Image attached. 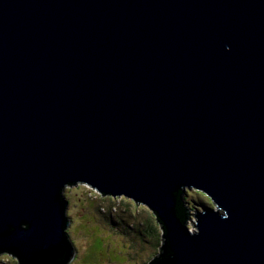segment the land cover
Listing matches in <instances>:
<instances>
[{"label":"water","instance_id":"obj_1","mask_svg":"<svg viewBox=\"0 0 264 264\" xmlns=\"http://www.w3.org/2000/svg\"><path fill=\"white\" fill-rule=\"evenodd\" d=\"M76 184L154 212L148 264H264V0H0V254L71 263Z\"/></svg>","mask_w":264,"mask_h":264},{"label":"rangeland","instance_id":"obj_2","mask_svg":"<svg viewBox=\"0 0 264 264\" xmlns=\"http://www.w3.org/2000/svg\"><path fill=\"white\" fill-rule=\"evenodd\" d=\"M196 192L187 189L184 193L193 220L203 211ZM64 195L70 219L67 232L76 249L69 264H148L160 256L163 230L147 206L124 196H102L83 184L66 187ZM206 205L216 208L212 200ZM193 220L187 225L196 231ZM0 264L18 263L16 256L5 252L0 254Z\"/></svg>","mask_w":264,"mask_h":264},{"label":"trees","instance_id":"obj_3","mask_svg":"<svg viewBox=\"0 0 264 264\" xmlns=\"http://www.w3.org/2000/svg\"><path fill=\"white\" fill-rule=\"evenodd\" d=\"M196 193H198V195H200V203H202V205H205V206H209V205H206V203H208V202H210V198L209 197H207V195H205L204 193H201V192H199V191H197ZM103 196V195H102ZM105 197H112V196H105ZM183 199H184V204H185V206L187 205V201H186V199H185V197H183ZM208 201V202H207ZM209 207H212V206H209ZM188 211H189V209H187ZM192 210V209H191ZM68 233V232H67ZM69 235V234H68ZM69 237V243L73 246V247H75V245H74V243L72 242V240H71V238H70V236H68ZM160 241H161V239H160ZM160 243V242H159ZM160 246V245H159ZM160 249H161V246H160ZM76 252V251H75ZM12 256H15L13 253H10ZM151 262H153V260L151 261ZM17 263H18V261H17ZM150 263V262H149Z\"/></svg>","mask_w":264,"mask_h":264},{"label":"clouds","instance_id":"obj_4","mask_svg":"<svg viewBox=\"0 0 264 264\" xmlns=\"http://www.w3.org/2000/svg\"><path fill=\"white\" fill-rule=\"evenodd\" d=\"M83 185H86V184H83ZM89 186V185H88ZM92 188V187H91ZM93 189V188H92ZM94 190H96V189H94ZM97 191V190H96ZM101 194V193H100ZM102 195V194H101ZM208 197V196H207ZM117 198V197H116ZM68 201V200H67Z\"/></svg>","mask_w":264,"mask_h":264},{"label":"bare ground","instance_id":"obj_5","mask_svg":"<svg viewBox=\"0 0 264 264\" xmlns=\"http://www.w3.org/2000/svg\"><path fill=\"white\" fill-rule=\"evenodd\" d=\"M98 191V190H97ZM99 192V191H98ZM100 193V192H99Z\"/></svg>","mask_w":264,"mask_h":264}]
</instances>
